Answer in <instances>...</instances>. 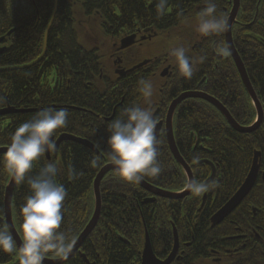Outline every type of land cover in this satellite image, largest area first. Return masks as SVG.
Wrapping results in <instances>:
<instances>
[{
  "label": "flooded vegetation",
  "instance_id": "flooded-vegetation-1",
  "mask_svg": "<svg viewBox=\"0 0 264 264\" xmlns=\"http://www.w3.org/2000/svg\"><path fill=\"white\" fill-rule=\"evenodd\" d=\"M20 1L23 5L20 8L26 11L25 1ZM55 1L57 5V0H54V4ZM83 1L87 5L93 3L96 6L95 11L91 12L82 5L84 12L72 16L69 8L70 0L65 1L63 25L54 37L55 43L51 45L53 54L44 60L45 45L43 57L35 64L39 67L32 71L35 74L32 94L36 96L34 105L38 106V96H40L38 89L43 87L51 98L52 103L49 108H63L68 112L67 125L61 129V134L55 136V141L60 135L65 134L87 142L90 147L73 141H62L55 152L45 153L46 158H52L57 162L60 159L59 150L63 143H67L69 148L72 147L70 145H77L91 153V161L96 160L95 165H99L97 175L104 166L112 164L108 156L107 140L110 133L107 131V126L114 119L121 118L124 109L132 105L147 107L152 111L157 121L154 131L159 142L158 155L159 145L163 140L171 154L166 135L169 107L180 95L190 92H200L217 100L206 91V87L210 83L212 74L217 72L218 65L224 62L222 66H226V63L232 61L225 45V31L221 35L227 55L216 41L218 34L203 36L196 30L199 13L207 6L206 0H168V10L162 16H158L156 11L158 0ZM215 3L216 15L227 21L232 0H215ZM99 8L102 11H99ZM4 42L0 44V55L6 50ZM178 47H183L190 58L193 67V75L190 79L180 75L178 63L171 55L172 50ZM20 66H3L0 67V72L24 70L13 69ZM200 69L204 75L199 80ZM140 79L150 81L153 85L150 104L144 101L137 90ZM73 84L78 86L79 91L73 90ZM0 98H2L0 99V135H4L11 116L17 115L20 119L16 124L17 128L23 123V115L37 113L40 109L36 107L25 109L24 105L17 108L9 106L4 91L0 93ZM189 100L203 101L189 98L176 106L171 117L172 134L178 108ZM259 104L261 106L260 102ZM252 107L256 113L253 105ZM261 110L263 119L262 106ZM255 120L248 127H251ZM174 143L176 146L175 140ZM197 144L198 142L195 141L193 150ZM172 159L175 161L173 156ZM203 162L207 161L198 163L207 164L212 172L214 166L209 162ZM176 164L183 172L180 165L177 162ZM258 165L255 182H260L264 186V158L260 160L259 156ZM110 173L117 174L113 171L107 174ZM186 189L184 186L176 192H165L180 194ZM146 193L148 196L142 201L143 205L152 204L157 198L184 200L190 195L189 192L188 195L178 199H167ZM205 200L206 193H203L198 208H162L167 213L166 220L157 219L154 208H134L140 228L135 230L133 227H128L123 231L125 235L115 232L112 251L108 253L112 261L106 259L107 254L101 251L99 244L93 242L98 239L89 238L98 225V219L94 229L62 264H264V212L254 207L237 210L242 200L220 223L212 225L211 218L229 199L220 208H202ZM146 237L152 256L146 255ZM56 259L58 258L54 260Z\"/></svg>",
  "mask_w": 264,
  "mask_h": 264
},
{
  "label": "trees",
  "instance_id": "trees-1",
  "mask_svg": "<svg viewBox=\"0 0 264 264\" xmlns=\"http://www.w3.org/2000/svg\"><path fill=\"white\" fill-rule=\"evenodd\" d=\"M24 1L26 11H23L20 6L14 8L6 0H0V37L14 29L4 42L6 50L0 55V67L29 63L41 53L43 34L52 14L54 0ZM65 1L57 0L56 13L47 35L44 60L53 54L51 45L55 43L54 37L63 25ZM82 5L91 12L95 11L96 6L93 3L87 5L83 0H70L69 8L72 16L75 13L84 12ZM99 11L102 10L99 8ZM216 41L220 43V49H224L221 33L216 37ZM232 42L257 99L263 107V119L253 132L241 134L234 131L223 116L206 102L189 100L178 108L174 121V140L180 156L191 170L193 179L204 182L210 176V166L198 163L199 161H207L215 168L214 178L208 184V190L204 192L206 200L202 208H220L242 184L249 171L253 154L259 152L260 160L264 158V0H239L236 23L232 28ZM223 63L218 65L217 72L210 77L206 91L226 108L239 126L248 127L254 122L256 113L234 64L231 60L226 63V66H222ZM38 67L39 65H34L24 70L0 72V93L5 92L9 106L17 108L24 105L25 109L40 108L37 113L44 108H49L52 103L51 98L45 93L43 87L38 89L39 105H34L36 96H33L32 89H34L35 74L32 71ZM22 74H24L23 77ZM203 75L200 69L199 80ZM72 87L74 91H79L78 86L73 84ZM37 113L23 115V122L34 119ZM19 120L17 115L11 116L4 135H0V146H8ZM61 132V129L58 130L55 136ZM195 141L198 144L193 150ZM67 145L63 143L60 146V159L57 162H54L52 158L47 159L44 155L30 175H36L39 168L47 162L57 164L56 182L63 184L67 192L63 202V220L60 230L74 241L85 227L93 210L91 186L99 165L92 163L90 159L92 155L88 150L77 145H70L72 147L69 148ZM158 151L161 173L156 177L145 176L143 180L168 192L183 189L186 177L172 159L164 140L160 143ZM73 172L75 178H73ZM9 179L3 167V154H0V217L4 215L3 200ZM28 195L30 190L27 182L22 185L15 183L11 212L13 225L21 241L20 207ZM202 195L190 193L184 200L157 198L154 203L143 205L142 201L148 196L145 191L133 183L123 181L118 174H107L100 183L99 222L89 238H97L98 240L93 242L99 244L101 251L108 256V253L112 251L115 232L123 234L128 227L139 230V219L135 217L134 208H154L156 218L166 220L167 213L162 208H198ZM250 207L260 208L264 212V186L260 182H255L237 210ZM45 258L57 257L47 253ZM105 258L112 261L110 256ZM0 264H19L17 254L0 251Z\"/></svg>",
  "mask_w": 264,
  "mask_h": 264
},
{
  "label": "clouds",
  "instance_id": "clouds-1",
  "mask_svg": "<svg viewBox=\"0 0 264 264\" xmlns=\"http://www.w3.org/2000/svg\"><path fill=\"white\" fill-rule=\"evenodd\" d=\"M206 5L199 13L196 30L203 36L222 33L227 28L226 19L216 15L215 0H206ZM167 10L168 0H158V16L164 15ZM222 51L227 55L226 48ZM171 55L178 63L180 75L190 79L193 67L185 49L175 48ZM137 90L144 101L150 104L153 97L152 83L140 79ZM67 121L66 109L40 110L34 119L23 122L15 129L3 154V167L7 175L17 185L27 182L30 190V195L20 207L22 242L19 247L9 226L0 219V251L16 253L19 264H42L47 253H52L60 260H67L72 252L74 241L60 230L67 192L63 184L56 182L57 164L47 162L36 175H30L45 153L56 151L55 135L58 130L66 127ZM156 124L149 108L132 105L124 109L121 118L114 119L107 126L110 133L107 140L108 156L115 166L114 171L123 181L139 183L145 176L156 177L161 173L157 160L159 142L154 131ZM92 163L95 164L96 160ZM72 174L75 178V173ZM185 187L198 196L206 192L209 185L192 179Z\"/></svg>",
  "mask_w": 264,
  "mask_h": 264
},
{
  "label": "water",
  "instance_id": "water-1",
  "mask_svg": "<svg viewBox=\"0 0 264 264\" xmlns=\"http://www.w3.org/2000/svg\"><path fill=\"white\" fill-rule=\"evenodd\" d=\"M55 7H56V1L54 4V12H55ZM238 10H239V0H232V8H231L229 17L227 19V28L225 30V44H226V47L228 49L229 55L231 56V58L235 64V67H236L237 72L239 74L241 83H242L246 93L248 94L252 105L254 106V108L256 110V121L251 127L239 126L233 120V118L230 116L228 111L217 100H215L214 98L209 97L203 93H200V92L184 93V94L180 95L175 101H173L172 104L170 105L168 113H167V128H166L167 142H168L169 150H170L173 158L180 165L184 174L186 175L187 182L189 180H192L193 176L191 174L189 167L186 165V163L180 157V155L176 149L174 139H173L172 130H171L172 114H173L176 106L181 101H183L185 99H189V98H194V99H200V100H203V101L209 103L210 105L215 107L220 112V114L226 120L227 124L234 131L241 133V134L253 132L259 126V124L261 123V120H262L261 106H260V104L256 98V95H255L253 88H252V86L249 82V79L247 77L246 71H245V69H244L235 49H234L233 43H232L231 28H232L233 24L235 23V19L237 17ZM54 12L52 14L51 20H50V22L47 26V29L45 31V34H44L43 49H42V53H41L40 57L37 60H35L34 62H32V63H30V64H28L22 68L32 66V65L38 63L41 60V58L43 57L44 52H45L46 35H47V31H48V29L52 23ZM13 31L14 30L9 31L6 34V36L9 37ZM2 40H3V38H0V42H2ZM62 141H73V142L79 143L81 145L90 147L87 142L80 140L78 138L71 137L69 135H65V134L60 135L56 139V145L58 146V144L61 143ZM6 150H7V147H0V154H4L6 152ZM259 156H260L259 152H255L253 154L250 170H249L247 176L245 177L243 183L240 185V187L237 189V191L229 198V200L221 207V209L213 215V217L211 218V224L212 225L220 223L222 221V219H224L227 215H229L242 202V200L247 196V194L249 193V191L253 187L254 182L256 180V177H257L258 166H259L258 165ZM203 163H207V162H203ZM114 168H115V166L112 164L106 165L96 175V178L93 182V188H92L93 198H94L93 213H92V216H91L88 224L85 226V228L82 230V232L79 234L78 238L76 239L75 243L73 244L72 252L70 253L68 259L71 257L73 252L80 246V244L86 239V237L90 234V232L96 226L97 221L99 219L100 207H101L99 186H100V183H101L103 177L109 171L115 172ZM213 177H214V168H212L211 175L206 180L205 183L208 184L212 180ZM135 184L138 187L144 189L146 192H149L150 194H152L155 197H161V198H167V199H178V198L184 197V196L189 194V191L187 189L185 190L184 193H180V194L167 193L165 191H162V190H159L155 187H152L151 185H149L148 183H146L143 180H141L139 183H135ZM14 186H15V181L10 177V179L6 185L5 193H4V200H3L4 215H3V217H0V219H2L3 222L9 226L10 231H12V233L14 235V239L17 240V247H19V244L21 243V239H20L19 235L17 234L15 227L13 225L12 212H11L12 192H13ZM145 251H146L147 256L151 255V251H150V247H149L147 237L145 239ZM67 260L44 259L42 264H62V263H65Z\"/></svg>",
  "mask_w": 264,
  "mask_h": 264
},
{
  "label": "bare ground",
  "instance_id": "bare-ground-1",
  "mask_svg": "<svg viewBox=\"0 0 264 264\" xmlns=\"http://www.w3.org/2000/svg\"><path fill=\"white\" fill-rule=\"evenodd\" d=\"M53 12H54V7H53V10H52V14H53ZM55 13H56V7H55V12H54V16H55ZM52 14H51V17H52ZM54 16H53V19H54ZM51 17H50V20H51ZM53 19H52V22H53ZM50 20H49V22H50ZM49 22H48V24H49ZM235 23H236V19H235ZM234 23V24H235ZM48 24H47V26H48ZM52 24V23H51ZM233 24V25H234ZM51 26V25H50ZM46 29H47V27H46ZM46 29H45V31H46ZM49 29H50V27H49ZM49 29H48V31H49ZM12 30H14V29H12ZM11 31V30H10ZM45 31H44V34H45ZM48 31H47V35H48ZM9 32V31H8ZM7 32V33H8ZM14 32V31H13ZM12 32V33H13ZM6 33V34H7ZM11 33V34H12ZM6 34H5V36H2V37H0V38H3V40H2V42L3 41H5L6 39H8L9 37L8 36H6ZM10 34V35H11ZM44 34H43V42H44ZM47 35H46V41H47ZM231 37H232V35H231ZM2 42H0V44L2 43ZM43 42H42V49H43ZM233 43V42H232ZM45 45H46V43H45ZM226 45V44H225ZM234 46V45H233ZM227 48V47H226ZM234 49H235V47H234ZM236 51V50H235ZM41 53H42V51H41ZM41 53H40V55H41ZM237 53V52H236ZM40 55L37 57V59L40 57ZM238 55V54H237ZM231 57V56H230ZM239 57V56H238ZM37 59H35V60H37ZM232 59V58H231ZM239 59H240V57H239ZM34 60V61H35ZM34 61H32V62H34ZM240 61H241V59H240ZM31 62V63H32ZM232 62H233V60H232ZM241 63H242V61H241ZM30 64V63H29ZM233 64H234V62H233ZM28 65V64H27ZM35 65V64H34ZM243 65V64H242ZM24 66H26V65H24ZM24 66H20V67H16V68H13V69H25V68H27V67H25V68H22V67H24ZM33 66V65H32ZM28 67H30V66H28ZM234 67H235V64H234ZM236 68V67H235ZM237 70V69H236ZM95 178H96V176L94 177V179H93V182H94V180H95ZM93 182H92V186H91V188H93ZM99 193H100V186H99ZM92 195H93V192H92ZM94 199V198H93ZM100 203H101V197H100ZM22 242V241H21ZM46 259V258H45ZM49 260H52V259H49ZM57 260V259H56Z\"/></svg>",
  "mask_w": 264,
  "mask_h": 264
},
{
  "label": "rangeland",
  "instance_id": "rangeland-1",
  "mask_svg": "<svg viewBox=\"0 0 264 264\" xmlns=\"http://www.w3.org/2000/svg\"><path fill=\"white\" fill-rule=\"evenodd\" d=\"M6 2L8 4L13 5L14 8L19 7V6H21V7L23 6V5H21L20 0H6Z\"/></svg>",
  "mask_w": 264,
  "mask_h": 264
}]
</instances>
